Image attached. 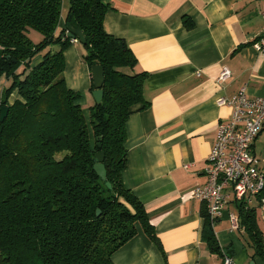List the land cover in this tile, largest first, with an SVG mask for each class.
Listing matches in <instances>:
<instances>
[{"label": "trees", "instance_id": "1", "mask_svg": "<svg viewBox=\"0 0 264 264\" xmlns=\"http://www.w3.org/2000/svg\"><path fill=\"white\" fill-rule=\"evenodd\" d=\"M68 1L60 27L63 0H0V79H7L0 108H8L0 120V264H114L112 255L138 225L160 246L142 202L121 177L125 122L148 106L147 73L122 70L136 58L124 39L105 31L107 0ZM29 29L41 34L39 42ZM73 39L83 45L89 70L99 64L104 71L102 99L89 107L88 121L81 94L63 74ZM99 151L104 180L93 167ZM257 199L236 205L251 258L264 261ZM203 216L204 238L222 254L206 211Z\"/></svg>", "mask_w": 264, "mask_h": 264}, {"label": "crops", "instance_id": "2", "mask_svg": "<svg viewBox=\"0 0 264 264\" xmlns=\"http://www.w3.org/2000/svg\"><path fill=\"white\" fill-rule=\"evenodd\" d=\"M107 1L105 31L126 41L136 58L130 72L147 73L143 95L148 106L133 110L125 122L121 177L142 202L160 242L138 225L136 235L112 255L114 264H224L226 256L232 257L230 264H264L251 258L244 229H230L229 214L238 216L235 202L211 225L222 254L212 252L204 238L206 205L192 194L206 182L217 126L231 114V106L218 105L216 98L241 89L264 97V51L252 46L261 32L264 0ZM68 6L63 0L60 27ZM82 53L79 41L64 50L63 74L85 108L96 101ZM224 67L230 76L219 82ZM6 84L2 77L0 95ZM252 151L264 154V125ZM256 218L264 239V202Z\"/></svg>", "mask_w": 264, "mask_h": 264}, {"label": "built area", "instance_id": "3", "mask_svg": "<svg viewBox=\"0 0 264 264\" xmlns=\"http://www.w3.org/2000/svg\"><path fill=\"white\" fill-rule=\"evenodd\" d=\"M258 37L252 42L257 51H264V13ZM77 42L73 39L72 43ZM230 70L224 67L217 80L224 81ZM218 105L231 106L228 119L221 121L216 129L215 140L207 158L206 182L193 188L195 199L205 203L208 217L213 226L224 207L230 203H242L246 207L264 202L261 195L264 187V154L252 151V145L264 125V97L250 96L245 89L231 96L216 98ZM230 229L241 228L238 216L229 214ZM232 257L226 256L224 264Z\"/></svg>", "mask_w": 264, "mask_h": 264}, {"label": "water", "instance_id": "4", "mask_svg": "<svg viewBox=\"0 0 264 264\" xmlns=\"http://www.w3.org/2000/svg\"><path fill=\"white\" fill-rule=\"evenodd\" d=\"M69 36L72 37V34H69ZM91 79L93 84V90L92 95L96 102L100 101L102 99L103 90H102V84L104 81V71L103 67L99 64L93 65L91 67ZM8 108L6 106H2L0 108V120H3V118L7 114ZM95 158L97 159V162L94 164V170L95 172L104 180L106 178V170L104 167V164L102 163L104 158V153L102 151H99L95 153ZM108 186L109 183H107ZM99 211H97V214ZM249 264H254L252 261Z\"/></svg>", "mask_w": 264, "mask_h": 264}, {"label": "rangeland", "instance_id": "5", "mask_svg": "<svg viewBox=\"0 0 264 264\" xmlns=\"http://www.w3.org/2000/svg\"><path fill=\"white\" fill-rule=\"evenodd\" d=\"M27 34L30 37V39L33 40L34 42H39V40L42 38L41 34L39 32H37L36 30H33V29H29V31L27 32ZM122 70L124 72H127V73L130 72V69L129 68H126V67L125 68H122ZM88 110H89V105L88 106H85V108H83V111H84L85 116H88V114H89L88 113Z\"/></svg>", "mask_w": 264, "mask_h": 264}]
</instances>
